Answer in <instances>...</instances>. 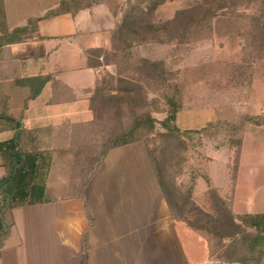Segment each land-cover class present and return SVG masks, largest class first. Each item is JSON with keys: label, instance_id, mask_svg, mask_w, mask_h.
Returning a JSON list of instances; mask_svg holds the SVG:
<instances>
[{"label": "crops", "instance_id": "0c3cea01", "mask_svg": "<svg viewBox=\"0 0 264 264\" xmlns=\"http://www.w3.org/2000/svg\"><path fill=\"white\" fill-rule=\"evenodd\" d=\"M60 2L0 0L11 31L27 26L30 19H40L36 33L0 50V100L6 99L8 113L22 120L27 130H40V146L50 150L53 163L59 152L56 146L81 137L80 125L93 119L89 109L84 119L56 121V108L85 102L90 108L100 76L87 68L85 52L107 47L108 33L117 23L107 5H95L75 16L44 19ZM31 3L39 5L31 10ZM66 46L69 54H64ZM75 55L79 60L72 61ZM40 58H55V62L25 69V64ZM17 79L21 80L15 94L4 91ZM69 79L80 85L75 88ZM12 137L13 132H2L0 143ZM10 166L0 154V180ZM239 185L240 177L236 188ZM236 188L235 214L264 213L237 210ZM58 196L52 202L16 207L4 214L0 264H222L211 259L199 234L174 220L142 142L111 150L81 196Z\"/></svg>", "mask_w": 264, "mask_h": 264}, {"label": "trees", "instance_id": "16d2710c", "mask_svg": "<svg viewBox=\"0 0 264 264\" xmlns=\"http://www.w3.org/2000/svg\"><path fill=\"white\" fill-rule=\"evenodd\" d=\"M111 1L62 0L44 16V19L75 16L95 5H107L117 20L115 28L108 33L113 53L107 54L104 48L85 52L87 68L98 73L102 67L112 64L118 68L117 76H110L108 85L106 80L99 79L90 97L93 119L81 124V137L71 141L75 151L74 166H89L94 155L97 161L93 171L104 162L111 150L136 142L148 143L149 133L155 129L156 124H160L166 132L161 138L165 139L167 147L172 148L173 141L182 136L175 124L181 104L176 95L179 86L177 83L173 85L175 75L172 74V68L165 60L139 56L134 52L138 43H145L147 39L165 43L182 42L183 39L203 32L214 19H230L248 21L250 30L245 36L248 38L247 46L264 57V0H188L189 6L180 10L174 19L159 24L152 22V16L168 0H124L113 7ZM1 3L0 50L4 46L24 42L28 36L37 32L40 22V19H30L27 26L11 31ZM172 89L175 91L171 92ZM151 92H161L167 101V117L162 122L151 114V107L157 112L162 111L156 108L155 99L149 100ZM100 103L104 104L105 113L100 111ZM243 122L259 126L264 124V115L247 116ZM5 131L13 132V137L0 143V154L11 163L8 175L0 180V225L4 222V214L13 208L49 203L54 199L47 186L52 153L40 146V130H27L22 120L11 116L5 108L0 111V133ZM146 146L171 214L174 219L178 218L173 208L184 200H173L160 160ZM89 178L80 184L73 179L69 196H81ZM207 184L219 206V217L212 218L198 210L195 217L203 219V225L183 221L196 231L213 228L217 232L222 249L210 250V257L220 263L264 264V213L235 214L218 195L216 188L212 187L210 179ZM225 239H229V242H223Z\"/></svg>", "mask_w": 264, "mask_h": 264}, {"label": "rangeland", "instance_id": "374dc122", "mask_svg": "<svg viewBox=\"0 0 264 264\" xmlns=\"http://www.w3.org/2000/svg\"><path fill=\"white\" fill-rule=\"evenodd\" d=\"M51 1L57 0H44V3L50 5ZM123 1L112 0V7ZM38 5L31 3L29 8L34 10ZM188 6V0H168L154 13L152 22L159 24L172 20L180 10ZM247 22L214 19L203 32L183 39L182 42L165 43L147 39L145 43H138L134 47V52L139 56L165 60L175 75L173 85L177 83L179 86L176 95L181 109L175 124L182 136L173 141L172 148L167 147L165 139L161 138L166 132L160 124H156L155 129L149 133L148 143H142L146 150L147 144L160 160L173 200H184L173 208L175 217H178L174 220L199 234L206 241L209 254L210 250L222 249L217 232L213 228L196 231L183 221L189 220L200 226L203 219L195 217L198 210L203 215L219 217V206L212 197L208 179L218 195L233 210V193L240 177V185L236 188L239 194L237 210L264 212V124L258 126L243 122L247 116L264 115V57L247 46L248 38L245 36L250 30ZM104 49H107L109 55L113 53L110 42ZM67 51L66 46L64 54H69ZM71 60L77 61L79 58L75 55ZM49 61L55 62V58H40L39 61L28 62V67L26 64L24 67H47ZM61 61L68 62V58H62ZM117 73V66L112 64L102 67L99 76L108 85L110 76L116 77ZM74 76L69 75L72 78ZM20 80L17 79L4 91L15 94ZM67 81H74L75 88L80 85L77 80ZM34 85L38 90L39 83ZM44 86H41L42 89ZM38 93H42L41 88ZM154 99L157 102L156 108L162 111L157 112L151 107V114L162 122L167 117V101L161 92H151L149 100ZM5 100H0L3 109L6 108ZM89 109L86 102L56 108V121L84 119L90 114ZM100 111L106 112L102 103ZM71 146L70 140L56 146L59 149L57 162H51L53 166L49 168L47 179V186L49 184L53 187L49 186L52 188V198H58V195L69 196L73 179L80 184L94 172L96 157L92 156L89 166H74L75 151Z\"/></svg>", "mask_w": 264, "mask_h": 264}]
</instances>
